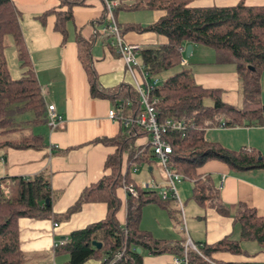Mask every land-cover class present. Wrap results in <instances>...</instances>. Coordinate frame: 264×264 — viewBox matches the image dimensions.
<instances>
[{
	"label": "trees",
	"instance_id": "trees-1",
	"mask_svg": "<svg viewBox=\"0 0 264 264\" xmlns=\"http://www.w3.org/2000/svg\"><path fill=\"white\" fill-rule=\"evenodd\" d=\"M57 1L59 8L66 9H52L39 19L55 16L54 31L65 42L72 9L81 5V0ZM191 1L139 0L129 6L121 3L115 10V18L120 11L148 10L161 14L156 22L144 27H118L121 34L153 33L165 39V44L157 49L142 50L139 61L151 78L169 73L151 92V97L156 99L154 109L158 121L173 119L193 124L184 136L174 131L167 133L166 140L171 146L168 167L184 180L193 181L191 200L199 207L213 209L223 217L231 216L233 223L240 228V238L234 240L226 236L211 245L194 244L197 252L186 248L185 240L174 242L153 238L140 228L141 211L150 204H157L167 211L168 201L161 200L154 190H144L136 185V197L127 196L125 223L121 225L116 217L120 208L116 189L122 186L124 179V185L133 182L128 177V170L122 171L123 158L125 156L128 168L132 164L149 163V145L137 144L138 139L148 141L145 131L137 127L125 130L119 124L120 131L115 137L92 141V144L115 148L104 164L109 174L87 187L64 216L67 218L82 204L105 203L106 218L68 235L66 244L56 249V254L68 256L64 264H85L90 260L99 264H143L144 255L164 254L185 259L186 264H234L218 260L213 255L246 256L242 242L264 246V217L244 204H238L231 214L229 208L219 201V192L212 179L209 176L201 178L198 174L212 161L226 165L235 174L264 170V157L258 151L229 150L205 139L206 130L212 128L264 126L260 86L264 73V5L247 6L240 0L233 6L192 7ZM6 37L12 40L20 64L21 76L16 79L11 77L4 55ZM75 43L90 96L107 100L112 106L118 100L131 99V107L125 109V115L138 109V97L132 87L120 85L111 90L99 87L92 65L91 42L77 35ZM188 44L209 48L215 54L216 63L234 66L241 85L239 107L224 103L220 90L206 89L195 83L191 72L181 63L183 49ZM44 125L47 126L46 106L22 37L19 13L12 0H0V149L43 150V137L36 134L34 128ZM12 181L17 183L13 195L5 197L0 191V264H26L27 257L19 246L17 223L20 218H51L50 175L42 172ZM92 242L100 243L101 248L96 249Z\"/></svg>",
	"mask_w": 264,
	"mask_h": 264
},
{
	"label": "crops",
	"instance_id": "crops-1",
	"mask_svg": "<svg viewBox=\"0 0 264 264\" xmlns=\"http://www.w3.org/2000/svg\"><path fill=\"white\" fill-rule=\"evenodd\" d=\"M12 1L19 13L20 30L36 79L41 87L45 106L53 105L62 123L54 130H50L46 125L43 126L46 130L45 133L40 134L45 145L43 150L0 149V191L5 197H9L10 195L4 193L5 190H8V194H13L17 190V183L12 179H27L42 172L49 173L52 190L51 218H20L17 223L19 246L27 257L26 264H64L67 262L68 256L61 253L56 254V249L60 247L58 245L66 240L71 232L98 223L104 220L107 215L105 203H86L82 204L76 212L64 218L87 187L109 174V171L105 170L104 164L107 157L114 153L115 148L92 144V141L100 138L111 139L120 131L119 123L108 118V111L111 110L112 104L107 100L90 96L86 75L77 58L76 36L80 35L84 40L91 42L92 65L101 89L111 90L120 85L131 87V78L115 48L110 45V40H106L101 34L103 14L101 0H81V5L72 9V20L67 25L68 37L65 42H63L62 36L54 31L55 16L49 15L44 20L39 19L41 15L52 9L57 11L66 9L59 8L57 0ZM135 1L139 0H121V3L129 6ZM239 1L192 0L190 6H233ZM243 1L247 6L264 5V0ZM160 16L159 12L148 10L120 11L116 16V21L121 29L129 25L144 27L156 22ZM122 37L128 44L140 45L142 50L157 49L166 42L163 37L153 33L128 32L122 34ZM4 41L9 43V47L12 45L14 48L9 37H6ZM188 45H191L192 50L189 57L186 58L188 60H184L183 66L188 67L195 83L206 89L220 90L224 103L239 107L241 85L234 66L216 63L215 54L209 48ZM139 56L140 54L138 59ZM12 58L15 61L16 74L15 76L10 75L16 79L21 76L16 51ZM260 86L261 103L264 106V73L261 75ZM205 139L229 150L258 151L264 157V126L212 128L206 130ZM137 144L146 145L148 141L146 138L138 139ZM125 159L124 156L122 171L128 170V177L133 181L130 184L138 187L134 176L139 173L140 165L147 167L152 178L153 168L151 165L154 159L147 158L149 163L132 164L129 168ZM198 174L201 178L209 176L217 190L221 178H224L223 187L218 190L219 201L229 208L231 214L234 213L238 204H244L255 209L259 216L264 217V170L235 174L226 165L212 161L202 167ZM124 181L125 179L122 181V186L116 189V196L120 201L116 217L121 225L125 223L126 217L127 193L124 189ZM183 181L190 182L192 190L193 181ZM183 181L176 185V189ZM151 190L157 193L156 188ZM188 200H191V197ZM167 201L168 208L172 202L175 211L176 209L178 211L179 206L176 201L171 199ZM194 204L196 209L193 207L192 212L196 218H200L195 223H191L192 232H188L187 237L184 235L182 237L180 232L183 233V231L178 232L179 226L175 225L173 229L181 237L159 236L158 239L174 242L190 240L193 244L207 245L214 244L226 236L239 240L240 231L235 230L231 216L223 217L213 209L199 207L195 202ZM181 209H183V205ZM207 216L213 223L211 229L206 228L204 219ZM54 224L57 227H54ZM196 224L203 226L200 227L199 234L194 230ZM162 227L158 226L159 230ZM234 235L239 238H234ZM251 244L255 243H241L246 256L228 253H218L213 256L218 260L234 264H264V246L260 247L256 244L257 247H254ZM174 259L176 257L169 254L144 255L143 264H173ZM85 264H99V262L90 260Z\"/></svg>",
	"mask_w": 264,
	"mask_h": 264
},
{
	"label": "built area",
	"instance_id": "built-area-1",
	"mask_svg": "<svg viewBox=\"0 0 264 264\" xmlns=\"http://www.w3.org/2000/svg\"><path fill=\"white\" fill-rule=\"evenodd\" d=\"M103 3V17L101 34L107 40H110V45L115 48L117 55L123 61L126 72L131 78V87L137 94L139 107L131 111V114L125 115L126 108L131 107V99L118 100L111 110L108 111V118L122 125V128L127 130L137 127L145 131L148 135L149 153L147 158L156 159L163 172L164 186L162 188L154 187L152 184H144L142 189L151 190L157 188V195L161 200H174L178 203L181 209L176 185L184 180L183 176L171 171L168 167V156L171 153V146L166 140V135L170 131L179 132L182 136L189 128H193V124H186L182 121L166 119L158 121L157 113L154 109L156 99L151 97V92L160 84L159 78L149 77L144 69V66L138 59L139 53L142 51L140 45L128 44L123 40L120 28L118 27L115 10L121 4V0H101ZM185 64L184 59L181 62ZM47 126L50 130L56 129L62 120L56 113L53 105L46 107ZM140 151V153H142ZM224 178H221L218 190L223 187ZM124 189L128 195L136 197L137 191L134 185H124ZM54 227H57L54 224ZM67 242L63 240L58 246H64ZM186 248L192 251L197 249L194 244L188 240ZM173 264H186V260L174 259Z\"/></svg>",
	"mask_w": 264,
	"mask_h": 264
},
{
	"label": "rangeland",
	"instance_id": "rangeland-1",
	"mask_svg": "<svg viewBox=\"0 0 264 264\" xmlns=\"http://www.w3.org/2000/svg\"><path fill=\"white\" fill-rule=\"evenodd\" d=\"M7 41L5 42V44H6V49H5L6 50L5 51L6 62H7V66H8V70H9L10 74L12 76H15V74H16V67L14 64L15 63V61H14L15 57L12 58L15 51H14V48L12 47V45H11V47L8 46L9 43ZM184 60H188V59H186V57L184 56ZM16 62H17V60H16ZM185 68H188V67H185ZM178 69H180V67ZM166 76L167 75H161L159 77L160 82ZM263 108H264V106H263ZM27 116H29V115H27ZM45 131L46 130L43 126H39V127L34 128V132L36 134L45 133ZM0 140H1V136H0ZM151 166L153 168V173H152L153 179L151 178V175L148 173L147 167L144 165H140L139 173L136 176H134L135 183L138 185V187L143 188L144 184H147V185L152 184V185H155V186L160 187V188L164 186L163 185V183H164L163 172H162V169L160 167L159 162L156 159H154ZM156 190H157V188H156ZM177 190H178L177 192H178V196H179V201L183 205V209H180L178 207V211H177V209L175 211L174 205L172 204V202H170V206H169L167 211L165 209L161 208L160 206H158L157 204L147 205L141 211L140 228L143 231L149 232L153 236V238H155V239H158L159 236L165 237V238H176L179 236L181 237L180 234H182V237H183V235L185 237H187L188 232H192L191 227H190L191 223H195V221L199 220L198 218H200V217L196 218L192 212L193 207H194V209H196L195 208L196 206H194L195 205L194 202L192 200H188L191 197V183L188 181H183L182 184L180 186H178ZM4 193H6L7 195H13V194H8V190H5ZM198 211H200V210H198ZM204 211H206V210H204ZM204 220L206 222V228L211 229V227L213 226L211 219L207 216ZM175 225L179 226V228H180V229L178 228L177 231L180 232V230H182L183 233L180 232V234H179L177 231H174L173 226H175ZM158 226H163V227H162V229L159 230ZM200 227H203L202 224H196L194 227V230L198 234L201 231ZM234 227H235V230L240 231V228L238 225H234ZM239 236H240V234H239ZM234 238L238 239L239 237L234 235ZM186 242L187 241L185 240V245H186ZM251 245H253L254 247H257L256 244H251ZM57 263H59V262L57 261Z\"/></svg>",
	"mask_w": 264,
	"mask_h": 264
},
{
	"label": "water",
	"instance_id": "water-1",
	"mask_svg": "<svg viewBox=\"0 0 264 264\" xmlns=\"http://www.w3.org/2000/svg\"><path fill=\"white\" fill-rule=\"evenodd\" d=\"M191 50H192V47L191 45H187L185 47V57L188 58L190 53H191ZM92 246H94L96 249H100L101 248V244L100 243H97V242H92Z\"/></svg>",
	"mask_w": 264,
	"mask_h": 264
}]
</instances>
